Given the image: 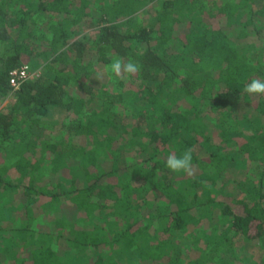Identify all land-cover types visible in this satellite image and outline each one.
<instances>
[{
	"label": "trees",
	"instance_id": "16d2710c",
	"mask_svg": "<svg viewBox=\"0 0 264 264\" xmlns=\"http://www.w3.org/2000/svg\"><path fill=\"white\" fill-rule=\"evenodd\" d=\"M259 19L264 0H0V264H264V96L243 91ZM117 56L140 71L95 87ZM21 68L37 75L14 87ZM187 149L192 174L169 171Z\"/></svg>",
	"mask_w": 264,
	"mask_h": 264
},
{
	"label": "rangeland",
	"instance_id": "374dc122",
	"mask_svg": "<svg viewBox=\"0 0 264 264\" xmlns=\"http://www.w3.org/2000/svg\"><path fill=\"white\" fill-rule=\"evenodd\" d=\"M101 5L100 4H96L94 5L93 7V18H86V23H85V26L84 28H79V32L78 34H81V33H84L86 31H88L90 28H92L95 23H96V17L101 14ZM145 9V7L143 8ZM11 12V11H10ZM142 14V13H141ZM57 19V18H56ZM56 19H53L52 21H56ZM141 19L142 21L146 20L147 19V14H142L141 15ZM144 19V20H143ZM257 27L261 28L262 30V33H264V20L262 19H259L257 20L255 23H254ZM86 27V28H85ZM253 32V31H252ZM254 33V32H253ZM262 35V34H261ZM264 34L262 35V40L264 41ZM104 66H98L97 69L100 71H102ZM258 67V78L261 79V80H264V59L261 61L260 65L257 64ZM26 72L29 73V75L31 76H36L37 75V68H35L34 71H28L26 70ZM39 72V71H38ZM104 78H108V75L105 74L102 78H97V74L93 75L92 78H91V81H92V84L97 87V88H100L101 87V80H104ZM9 100H10V97L7 96L5 98L3 97H0V108H2L3 106L7 105L9 103ZM93 105H88V107H92L91 110H98L99 108H101L100 104H98L97 102H92ZM248 110L249 112L252 111L253 109L248 107ZM112 112H113V109H112ZM116 113L118 114H123V109L121 107H116V110H115ZM65 113L66 111H64V109L62 107H54V106H49L48 108V111H47V114L45 116H43L41 118V124L45 125L46 127V135H47V138H56L58 135L62 134V131H59V124L61 123V121L63 120V118L65 117ZM91 113V112H90ZM14 135V134H12ZM245 158V155L242 151H238L236 156H235V159L237 160H241V159H244ZM245 166L243 168H239V167H233V168H230L228 171L230 173V176H227V177H224L223 176V183L225 184V186H228L230 187L232 184L237 183V181L241 180L243 178V176L250 172V161L249 159H246L245 158ZM14 203L13 205L16 204V202H13ZM6 213L5 210L1 209L0 210V216L4 215ZM1 216V217H2ZM0 219V224L1 225H6L5 221ZM190 239H183L182 241V244L180 245L181 246V251H182V259H185V257L187 255H197L199 254V250L197 248V245H192L190 242H189ZM195 246V247H194ZM241 249H250L251 248V242L249 243L248 241L246 240H242V244L241 246ZM201 257L203 258V262L205 261V253H201Z\"/></svg>",
	"mask_w": 264,
	"mask_h": 264
},
{
	"label": "clouds",
	"instance_id": "9594fccd",
	"mask_svg": "<svg viewBox=\"0 0 264 264\" xmlns=\"http://www.w3.org/2000/svg\"><path fill=\"white\" fill-rule=\"evenodd\" d=\"M140 71V65L132 60L125 61L121 57H115L111 63L105 65L102 71L97 73V78H102L105 74H111L112 77L123 79L135 76ZM243 91L249 96H264V80L258 78L250 79L243 88ZM192 150L187 149L182 154L176 155L170 152L166 158L165 166L173 173L184 172L192 174Z\"/></svg>",
	"mask_w": 264,
	"mask_h": 264
},
{
	"label": "built area",
	"instance_id": "2783aa9c",
	"mask_svg": "<svg viewBox=\"0 0 264 264\" xmlns=\"http://www.w3.org/2000/svg\"><path fill=\"white\" fill-rule=\"evenodd\" d=\"M10 75L12 76L10 79V84L13 85L14 87H17L18 80L21 78V76H26L27 72L24 68H21L19 70L15 69L10 72Z\"/></svg>",
	"mask_w": 264,
	"mask_h": 264
}]
</instances>
